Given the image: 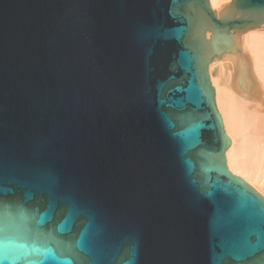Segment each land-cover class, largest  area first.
<instances>
[{
  "label": "water",
  "instance_id": "95a60500",
  "mask_svg": "<svg viewBox=\"0 0 264 264\" xmlns=\"http://www.w3.org/2000/svg\"><path fill=\"white\" fill-rule=\"evenodd\" d=\"M230 1L0 0L3 264H264L207 72L264 105L237 43L264 0Z\"/></svg>",
  "mask_w": 264,
  "mask_h": 264
},
{
  "label": "bare ground",
  "instance_id": "6f19581e",
  "mask_svg": "<svg viewBox=\"0 0 264 264\" xmlns=\"http://www.w3.org/2000/svg\"><path fill=\"white\" fill-rule=\"evenodd\" d=\"M209 7L219 13L230 0H207ZM209 34H206V38ZM242 37L241 49L248 54L252 72L263 94L264 100V30L247 31ZM218 60L214 65L208 64L207 72L213 87L214 105L225 137L230 144L225 149V165L231 175L240 178L264 199V105L260 102L245 100L230 87L219 85L223 75V63ZM218 65L217 77H212L210 68Z\"/></svg>",
  "mask_w": 264,
  "mask_h": 264
},
{
  "label": "snow or ice",
  "instance_id": "6c2138e0",
  "mask_svg": "<svg viewBox=\"0 0 264 264\" xmlns=\"http://www.w3.org/2000/svg\"><path fill=\"white\" fill-rule=\"evenodd\" d=\"M139 38L142 42H149L154 39V33L151 29H145ZM2 190L0 189V191ZM11 228V218L6 215H0V264H3L8 259V254L14 246L23 247V245H16L17 237L11 233ZM46 238L55 239L51 233L46 234Z\"/></svg>",
  "mask_w": 264,
  "mask_h": 264
}]
</instances>
